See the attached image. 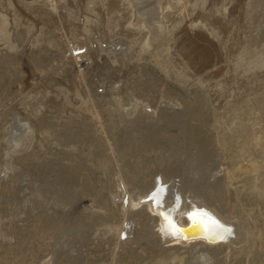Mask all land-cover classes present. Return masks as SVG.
<instances>
[{
    "label": "rangeland",
    "instance_id": "rangeland-1",
    "mask_svg": "<svg viewBox=\"0 0 264 264\" xmlns=\"http://www.w3.org/2000/svg\"><path fill=\"white\" fill-rule=\"evenodd\" d=\"M0 264H264V0H0Z\"/></svg>",
    "mask_w": 264,
    "mask_h": 264
},
{
    "label": "bare ground",
    "instance_id": "bare-ground-1",
    "mask_svg": "<svg viewBox=\"0 0 264 264\" xmlns=\"http://www.w3.org/2000/svg\"><path fill=\"white\" fill-rule=\"evenodd\" d=\"M158 191H159V190H158ZM155 193H156V192H155ZM151 194H152V193H151ZM159 195H160V194H159ZM152 196H153V195H152ZM151 198H152V197H151ZM152 200H153V199H152ZM157 209H158V208H157ZM195 218H196V217H195ZM201 220H202V219H201ZM202 221H203V220H202ZM208 221H209V220H208ZM208 221H207V222H208ZM209 223H210V222H209ZM170 224H171V223H170ZM202 224H203V223H202ZM204 224H205V223H204ZM196 225H197V224H196ZM165 226H167V225L165 224ZM170 226H171V225H170ZM182 227H183V226H182ZM185 228L187 229V227H185ZM190 228H191V227H189V229H190ZM202 228H203V227H202ZM172 229H174V228H172ZM172 229H171V230H172ZM167 230H168V229H167ZM172 233H173V232H172ZM188 233H189V232H188ZM188 233H187V234H188ZM189 234H190V233H189ZM173 235H175V233H174ZM175 237H176V235H175Z\"/></svg>",
    "mask_w": 264,
    "mask_h": 264
}]
</instances>
